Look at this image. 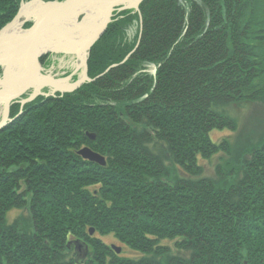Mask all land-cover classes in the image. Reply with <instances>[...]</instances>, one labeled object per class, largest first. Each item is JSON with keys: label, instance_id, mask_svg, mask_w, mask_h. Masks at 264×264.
Here are the masks:
<instances>
[{"label": "trees", "instance_id": "1", "mask_svg": "<svg viewBox=\"0 0 264 264\" xmlns=\"http://www.w3.org/2000/svg\"><path fill=\"white\" fill-rule=\"evenodd\" d=\"M21 1L0 0V30ZM88 74L16 101L0 130V264H264V134L234 151L211 136L237 129L231 105L264 101V0H144L114 13ZM221 151L228 170L203 176Z\"/></svg>", "mask_w": 264, "mask_h": 264}, {"label": "water", "instance_id": "2", "mask_svg": "<svg viewBox=\"0 0 264 264\" xmlns=\"http://www.w3.org/2000/svg\"><path fill=\"white\" fill-rule=\"evenodd\" d=\"M32 2L33 1L30 3ZM39 2L43 5L38 9H34V20L29 29L14 37L10 42L8 41L5 43V41L2 40L4 31L8 30L10 26L17 22L22 16V9H20L16 17L0 31V67H4V75L0 78V105L4 107V115L0 121V130L6 125L8 120L10 104L29 90H32V93L27 98L20 101L22 106L34 100L39 95L46 97L55 96L58 93L63 95L78 89L83 83L91 81L92 79L88 76L87 68L90 50L106 31L112 20L113 12L115 10L123 11L127 9L139 10V6L143 0H55L47 2L39 0ZM24 5L25 3L22 4V6ZM94 10L102 11L100 24L91 34L81 38L79 47L74 41H70L69 39L66 40V45H59L60 43H56V46H48L47 43L46 45L42 43L45 42V40H43L45 36L56 32V26L60 25L59 20L64 14L77 16L84 12H88L89 14L90 11L92 13ZM94 15L96 17V14ZM51 27L52 32L49 33L48 30ZM53 29L55 30L53 31ZM63 31L64 30L61 29V32ZM47 38L50 37L47 36ZM50 41L52 42L54 39ZM70 44L74 45V49H72ZM48 53L81 55V62L76 67V71L81 69V76L75 82H70L72 74L59 78L43 75L41 73V58ZM28 54L31 55V59L33 60V67L29 70L25 68L27 63L24 61ZM130 55L131 54H129V56ZM15 58L20 59V61L23 59L24 67L21 70L16 69L19 71V75L9 79L6 73L12 69V67L9 70H6V67L11 61L16 60ZM64 83L65 85H63ZM9 85H15L16 88L6 90ZM45 88L50 91L44 92L43 89ZM91 138L95 139V136L91 135ZM79 154L90 161L97 162L101 165L106 164L105 158L89 147L82 148ZM93 232L94 230L91 229L90 233L93 234ZM112 247L115 248L118 253L121 252V248L115 245Z\"/></svg>", "mask_w": 264, "mask_h": 264}, {"label": "rangeland", "instance_id": "3", "mask_svg": "<svg viewBox=\"0 0 264 264\" xmlns=\"http://www.w3.org/2000/svg\"><path fill=\"white\" fill-rule=\"evenodd\" d=\"M31 1L39 2V0H22L21 4H20V7H19V10L22 9V7H23L22 4L23 3H25V5H28V4H30ZM42 1L43 2H47V1H44V0H42ZM53 1H55V0H53ZM139 9H140V6H139ZM19 10H18V12H19ZM134 11H139V10H134ZM116 12H121V11L115 10L113 12V15ZM88 16H89L88 12H84V13H81L80 15L75 16L76 24L80 25L85 19H87ZM94 16L95 15L93 14L92 17H94ZM33 20H34V16H30L28 18L22 17L20 19V22L22 24H21V27H20L19 34L24 32L25 30L29 29L31 27V25L33 24ZM5 26H3L1 28V30ZM61 29L64 30L65 28H62L61 26L60 27L56 26V31H57L56 33H60ZM54 30L55 29H53V31ZM51 32H52V30L49 31V33H51ZM45 40H46V38H45ZM10 41L11 40H9V42ZM56 54H58V53H56ZM48 55H49V53H48ZM48 55L46 54V56H48ZM67 55H70V54H67ZM56 56L57 55H55V57ZM70 56H72V57L70 59L66 60V61H64V58H61L60 56H58V58H61L60 59L61 63L59 61L53 60V58L51 60V58L48 57L50 62L48 64H46V65L42 64L41 73L43 75L56 77V78L64 77V76H68V75L72 74L70 82H75L81 76L82 71L80 70L79 73H77L76 70L74 72H72V71L81 62V59H80V56H77V55H70ZM128 58H129V55H127L124 60H126ZM114 65L116 66V64H114ZM114 65H112V66H114ZM112 66H110V67H112ZM108 69H107V71H108ZM75 73H77L76 79L74 78ZM3 75H4V67H0V78H2ZM88 76H89V74H88ZM89 78L92 79L90 76H89ZM43 91L44 92H49L50 90L45 88V89H43ZM31 93H32V90H29L27 93H25L21 97L15 99V101H13L10 104L7 122L9 121V118H10V109H11L13 103H15L16 101H21L24 98H27ZM39 96H41V95H39ZM229 112H230V115L233 118H235V120L237 121V129L236 130L225 129V130H214V131H212L211 136H212V139L215 142L219 143V142H222L223 140H227L228 143L231 145L230 146L231 150L234 151V150H236L235 148H237L239 145L244 146L245 144H247L249 142H255L256 140H258L264 134V101H259V102L246 101V102H242V103H239V104H234V105L230 106ZM3 115H4V107H3V105H0V121L3 118ZM91 135H94L95 138H96V135L94 133H92V134H90V139H92ZM84 147H88V146H84ZM84 147L82 146L78 150V152ZM232 151H231V153H232ZM94 152H96V151H94ZM96 153H98V152H96ZM98 154H100V153H98ZM230 154L221 151L220 153H217L216 155H214L210 159H204V158L200 157L199 158V164L202 166V169H203L202 175L205 176V177L217 179L218 178V174H217L218 173V169L222 168V170H224V169L226 170L228 168L227 167L228 163H230V160H232V158H230V157H232ZM178 173L180 175H182V176H186V177L188 176V174H186L182 170H178ZM28 215H29V212H28L27 208L12 209L8 213V219L10 221H12V220H14L17 217H20V216L21 217L22 216L23 217H28ZM93 235H96V236L102 238V240L112 250H114L115 252H117V251L115 250V248L112 247L113 245H115L116 247L121 248V252H119V253L117 252L118 254H121V255H124V256H127V257H131V258H139V257L142 256V254L140 252L132 250L128 246H126L125 244L120 242L113 234L100 235V234H98L97 232L94 231ZM79 244L82 245L81 248L79 246V249L80 250L82 249L83 252L85 253V255L88 256L89 247H85L82 243H77V246ZM161 244L165 245V246H169V248H171L173 253H178V250L176 249V247L174 245L175 244V240H170V239L162 240ZM80 250H78V251H80ZM180 253L185 255V256H188V252L180 251Z\"/></svg>", "mask_w": 264, "mask_h": 264}, {"label": "bare ground", "instance_id": "4", "mask_svg": "<svg viewBox=\"0 0 264 264\" xmlns=\"http://www.w3.org/2000/svg\"><path fill=\"white\" fill-rule=\"evenodd\" d=\"M42 5L43 4H41L40 2H37V1L30 3L28 5H24L22 7V16L20 17V19L22 17L28 18L31 15L34 16V12H33L34 9H38ZM101 12L102 11H100V10H94L92 13L96 14V17L95 16L92 17V13L89 11L90 15L80 25L76 24L75 15L64 14L63 16H61L60 21H59V23H60L59 26H61L62 28H65L64 31L60 32V33H56L57 32L56 31L55 33H51V34L47 35L50 38H47V36H45L43 40H45V38H46V40H45V42H42V43L43 44L45 43V45L47 43L48 46H56L57 45L56 43H60L59 45H66V43H67L66 40L69 39L70 41H74V43L77 44L79 47V42H80L81 38L88 36L99 26L100 21L102 19ZM20 19L17 22H15L14 24H12L10 26V28L8 30H5L4 33L2 34V40L5 41V43H7L9 40H13L14 37L19 35L20 27L22 24L20 22ZM51 29H52V27L48 31H50ZM52 39H54V41L51 42L50 40H52ZM70 46L72 47V49H74V45L70 44ZM80 57H81V55H80ZM31 58H32L31 55L28 54V56H26V58L24 60L27 63L25 66V68L27 70H29L30 68L33 67L32 66L33 60ZM24 61H23V59H21V61H20V59H16L14 61H11L7 65L6 70H9L12 67V69L7 71V73H6V75L9 79H12L15 76L19 75V73H18L19 71H17L16 69H18V70L23 69ZM113 67H115V65L110 67L109 69H111ZM87 68H88V63H87ZM16 85H18V84H16ZM63 85H65V83ZM15 88H16L15 85H13V86L9 85V87H7L6 90H11V89H15Z\"/></svg>", "mask_w": 264, "mask_h": 264}, {"label": "flooded vegetation", "instance_id": "5", "mask_svg": "<svg viewBox=\"0 0 264 264\" xmlns=\"http://www.w3.org/2000/svg\"><path fill=\"white\" fill-rule=\"evenodd\" d=\"M47 55H48V54H47ZM55 55H57V56L55 57ZM58 56H60L61 58H64V61H66V60H68V59H70V58L72 57V56H70V55L62 54V53H58V54H56V53H49V55H48V57L51 58V60H52V58H53V60L59 61V62L61 63V60H60L61 58H58ZM75 70H76V68H75L72 72H74ZM80 70H81V69L77 70V73H79ZM77 73H75V76H74L75 79H76ZM79 246H80V248H81L82 245L79 244V245L77 246V248H76L77 250H80V249H79ZM79 252L81 253V256H82V257H85V256H86L82 249H81Z\"/></svg>", "mask_w": 264, "mask_h": 264}]
</instances>
